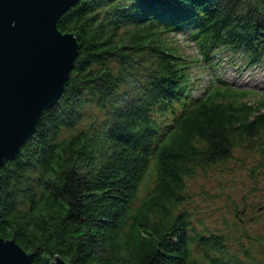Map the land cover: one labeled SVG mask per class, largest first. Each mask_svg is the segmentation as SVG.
<instances>
[{
    "label": "trees",
    "instance_id": "1",
    "mask_svg": "<svg viewBox=\"0 0 264 264\" xmlns=\"http://www.w3.org/2000/svg\"><path fill=\"white\" fill-rule=\"evenodd\" d=\"M58 28L79 54L62 97L0 169V236L34 264H264L263 240L233 250L183 208L198 170L243 146L264 155V98L250 105L226 83L193 97L159 38L186 29L205 54L227 46L259 63L264 0H79ZM90 105L104 118L82 127Z\"/></svg>",
    "mask_w": 264,
    "mask_h": 264
},
{
    "label": "rangeland",
    "instance_id": "2",
    "mask_svg": "<svg viewBox=\"0 0 264 264\" xmlns=\"http://www.w3.org/2000/svg\"><path fill=\"white\" fill-rule=\"evenodd\" d=\"M159 36L186 65L188 89L193 97L226 83L244 90L238 92L245 94L241 101L250 105L256 106L264 98V58L259 63H250L243 50L227 46L205 54L193 32L186 29L160 32ZM88 115L98 122L104 118L100 109L90 105L82 127L90 123ZM261 154L256 145L252 149L243 146L227 161L200 169L186 179L183 208L190 213L198 232L223 234L232 249L239 251L250 247L251 242L264 241V155ZM154 174L152 169L148 172L140 187L141 197L153 186ZM255 247L258 257L263 259L264 249L261 245Z\"/></svg>",
    "mask_w": 264,
    "mask_h": 264
},
{
    "label": "water",
    "instance_id": "3",
    "mask_svg": "<svg viewBox=\"0 0 264 264\" xmlns=\"http://www.w3.org/2000/svg\"><path fill=\"white\" fill-rule=\"evenodd\" d=\"M78 1L0 0V169L20 155L66 89L80 45L58 22ZM33 257L0 236V264H34ZM51 264L69 263L56 256Z\"/></svg>",
    "mask_w": 264,
    "mask_h": 264
}]
</instances>
